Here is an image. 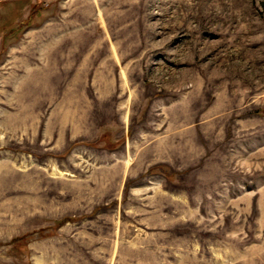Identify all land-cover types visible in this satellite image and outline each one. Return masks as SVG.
I'll return each mask as SVG.
<instances>
[{
    "label": "rangeland",
    "instance_id": "obj_1",
    "mask_svg": "<svg viewBox=\"0 0 264 264\" xmlns=\"http://www.w3.org/2000/svg\"><path fill=\"white\" fill-rule=\"evenodd\" d=\"M0 264H264V0H0Z\"/></svg>",
    "mask_w": 264,
    "mask_h": 264
}]
</instances>
